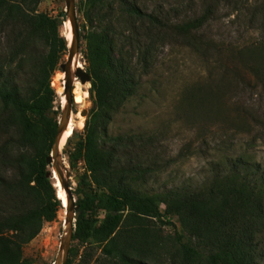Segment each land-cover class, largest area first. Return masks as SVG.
<instances>
[{
  "label": "trees",
  "instance_id": "obj_1",
  "mask_svg": "<svg viewBox=\"0 0 264 264\" xmlns=\"http://www.w3.org/2000/svg\"><path fill=\"white\" fill-rule=\"evenodd\" d=\"M40 1L0 0V264H31L24 245L62 209L46 156L58 127L51 77L68 41L59 19L39 10ZM209 2L200 14L176 21L139 0L77 2L92 104L83 133L67 151L70 165L81 161L83 168L74 189L78 216L72 240L99 248L114 264H157L161 249L168 253L167 264H264L258 243L264 164L249 149L264 138V119L252 106L236 103L231 90L239 82L264 88V36L241 46L205 41L198 31L211 13ZM261 4L256 17L264 30ZM166 37L215 55L224 72L194 86L186 99L222 117L249 142L212 159L211 175L199 185L150 193L146 183L158 159L147 148L157 133L111 132L110 126L126 103L143 94L144 76ZM220 55L227 58L224 64ZM148 220L172 225L174 235L161 238ZM77 254L71 245L65 264ZM86 255H79L80 264H89Z\"/></svg>",
  "mask_w": 264,
  "mask_h": 264
},
{
  "label": "rangeland",
  "instance_id": "obj_2",
  "mask_svg": "<svg viewBox=\"0 0 264 264\" xmlns=\"http://www.w3.org/2000/svg\"><path fill=\"white\" fill-rule=\"evenodd\" d=\"M78 1L75 0L77 31L79 32ZM209 1L139 0V3L148 10L160 9L176 21L188 15L200 14L205 6L210 3ZM211 1L209 18L198 31L205 41L211 42L214 46L225 47L230 45L241 46L263 38L264 30L256 15L264 0ZM38 8L59 19V30L65 37L63 24L69 19L66 15H62L65 10L64 0H41ZM62 17L65 20L63 22L60 20ZM67 23L69 26V22ZM69 29L72 32L71 25ZM83 44L84 40H79L77 54L81 59V67L84 69L85 61L81 51ZM67 53L68 49L61 57L57 69L51 77V85L56 92L53 109L58 112L57 119L62 109L61 96L65 95L63 85L65 73L60 69L59 64L66 60ZM217 58L222 63L227 61L223 55ZM219 63L216 61L215 55L207 57L201 51L184 44L178 38L166 37L157 50L152 69L144 76L143 94L136 95L114 116L110 126L111 132L133 129L157 133V137H153L147 148L150 153L149 156L158 159L157 170L146 183V189L150 193H158L165 188L180 184L199 185L211 175L209 162L212 159L219 156L227 147H232L227 151H237L246 147L249 142V137L234 132L228 127L225 120L221 119L222 117L220 118L213 112L198 110V108L191 106L189 100L186 99V95L194 86L202 84L208 78H213V80L219 78L221 72H224V68L219 67ZM58 73H63V77L61 78ZM245 78H251V76L247 74ZM80 83L84 85L82 90L86 91L87 95L84 97L86 100H83L79 105L74 100V85L71 80L72 110L74 112L77 110L80 112L84 108L89 110L92 104L89 94L90 82L82 83L80 81ZM61 86L63 87L60 88ZM231 90L236 103L243 107L252 106L256 114L264 119V88L260 86L248 88L243 82H239L232 84ZM226 103L231 105L232 101L227 100ZM62 105L64 106V102ZM85 117L83 115V120ZM73 130L74 132L70 134L66 146L68 148L66 151L62 148L61 156L62 159L63 157L64 160L66 159L68 175L65 177L68 179L75 197L74 189L77 184L75 177L83 169L82 162L78 161L76 166L72 167L68 160L67 151L73 141L83 133V126L81 128L75 127ZM256 132L259 131L256 130ZM249 149L254 153L255 158L264 164V138H257L254 145ZM49 168L54 177L51 164ZM160 207L163 210L162 205ZM65 213V209H60L57 216L53 220L45 222L39 233L24 245V256L31 260V264H54L58 257L61 238L64 236V222L60 221L59 218L61 215L65 216ZM176 218L177 216L174 215L172 219L175 220ZM147 223L163 239L164 237L168 238L169 235H174L175 228L172 225L161 223L159 220H148ZM258 241L264 261V224L258 235ZM71 245L78 251L72 264H80L79 255L84 251L87 252L85 258L90 261L89 264H107L108 261H111L97 247L85 246V244H79L75 240H71ZM158 256L157 264H167V252L161 249ZM111 264L114 263L111 261Z\"/></svg>",
  "mask_w": 264,
  "mask_h": 264
},
{
  "label": "water",
  "instance_id": "obj_3",
  "mask_svg": "<svg viewBox=\"0 0 264 264\" xmlns=\"http://www.w3.org/2000/svg\"><path fill=\"white\" fill-rule=\"evenodd\" d=\"M64 2H65V10L62 12V15L67 16V18L70 21L71 29H72L71 41L70 43L67 42L68 53L66 60L59 64L60 69L65 73L64 94L66 100L64 103V107L61 109L60 116L58 117L57 132L54 141L52 143L50 153L46 156L47 163L51 164L53 169L57 172L59 177V182L61 186L64 188L67 196V206L65 208L66 213H65L64 225H63L64 236L61 238L58 257L55 260L54 264H65L68 256L70 242L72 240V234L74 230V220L78 216V211L76 210L78 206L77 204H75V197L73 196V193L71 191V186L69 185V181L65 177V175L67 176L68 173L66 171V174L65 173L63 174V172L59 168L60 166L63 165L62 156L59 151V141H60V137L63 134V131L68 125V121L70 119V114L72 111L73 95L71 91L70 66L74 54L77 53L79 49L76 2L75 0H64ZM60 20L63 22L64 18L62 17ZM72 73L75 76H77L82 83L90 80V75L81 66H76ZM53 113L54 112L51 111V115H53ZM87 113L88 110L85 108L80 111L81 115L86 116ZM68 142H69V136L66 137L63 148L67 146ZM75 179H78V176H76ZM56 196L59 198L57 194ZM60 201L62 202L61 199Z\"/></svg>",
  "mask_w": 264,
  "mask_h": 264
},
{
  "label": "bare ground",
  "instance_id": "obj_4",
  "mask_svg": "<svg viewBox=\"0 0 264 264\" xmlns=\"http://www.w3.org/2000/svg\"><path fill=\"white\" fill-rule=\"evenodd\" d=\"M65 21V20H64ZM70 24V21L67 20L64 24H63V28L65 29V37L67 39V41L70 43L71 41V37H72V32L70 31L69 29V25L68 26V23ZM80 57L78 56L77 53L74 54L73 58H72V61H71V66H70V73H71V80L73 82V92H74V100L76 103H79V105L83 102V100H86L84 99V97L87 95V92L86 91H83V84L80 83L79 81V78L77 76H74L72 74L73 70L75 69L76 66H81V61H80ZM59 74V73H58ZM63 73L59 74V76L62 78L63 77ZM65 76V75H64ZM57 77V76H56ZM57 80V79H56ZM65 81V80H64ZM88 84V83H87ZM64 85V83H63ZM63 86H61L60 88H62ZM64 97V98H63ZM63 97L61 96V106L62 108L64 107L62 105V103L64 102L65 103V95H63ZM84 105V104H83ZM80 107V106H79ZM84 124V120H83V115L80 114V112L77 110L76 112H74L73 110L71 111V114H70V119L68 121V125L66 126L65 130L63 131V134L62 136L60 137V141H59V151H60V154H61V150L63 148V145H64V141L66 139V137L70 136L72 130L75 128V127H78V128H81ZM63 152V151H62ZM63 165L60 166V170L63 172V174L65 173L66 170V162L64 160V157H63ZM53 172H54V177H53V181H54V186L55 188H57L58 192H57V195L59 196V199L62 200L61 202V205H62V210H64L67 206V196H66V192L64 190V188L61 186L60 182H59V177H58V174L57 172L53 169ZM53 173L51 172V175ZM66 212V211H65ZM64 214V212H63ZM64 218L65 216L64 215H61L59 220L64 222Z\"/></svg>",
  "mask_w": 264,
  "mask_h": 264
}]
</instances>
